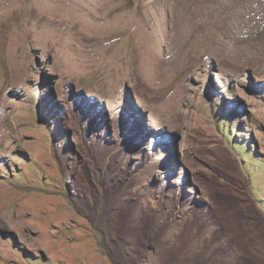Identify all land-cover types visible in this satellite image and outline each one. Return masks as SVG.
<instances>
[{
  "label": "rangeland",
  "instance_id": "1",
  "mask_svg": "<svg viewBox=\"0 0 264 264\" xmlns=\"http://www.w3.org/2000/svg\"><path fill=\"white\" fill-rule=\"evenodd\" d=\"M141 258L264 264V0H0V264Z\"/></svg>",
  "mask_w": 264,
  "mask_h": 264
},
{
  "label": "trees",
  "instance_id": "2",
  "mask_svg": "<svg viewBox=\"0 0 264 264\" xmlns=\"http://www.w3.org/2000/svg\"><path fill=\"white\" fill-rule=\"evenodd\" d=\"M104 140H106V138H100L99 139V137H96V138H94L93 142L97 143L95 145L98 146V147H100L101 145H103ZM112 146L115 147V144H113ZM123 152L127 153L128 151H127V149H125V150H123ZM153 153H154V151H151L150 152L151 155ZM66 156H64V157L66 158ZM126 159H129L130 160V156H128ZM140 161L141 162H138L137 163V166L136 165L134 166V171L135 172H137L140 169H142V167H140V166L144 165L142 163V160H140ZM116 169H118V164L115 163L114 165H112V168L110 169L111 171L109 170V172L112 173V172H114L113 170H116ZM119 170L121 171V169H118V171ZM126 174L127 175H125L123 178H119V177H115V174L112 173V177H111L110 183H109L111 185V187H110L111 194L114 193V192L124 193L126 191H130L132 185H134L136 182H135V180L129 178L128 172ZM167 174H168V178H171V176L174 174V171L169 170L167 172ZM165 176H167V175H165ZM149 177H150L149 175L148 176H145V179L142 180V184L145 182V180H146V182H148ZM155 185H156V183H155ZM153 186H154V183H153ZM157 186H158V189L160 191L166 192L167 195H169L170 193H171V196L178 195L177 193L179 192V190L175 189V186H173V185L171 186L170 184H167L166 182L165 183L164 182H159ZM154 189L155 188L153 187L150 190H154ZM179 193H181V192H179ZM179 198H180V201H179ZM168 199H169V197L165 195V199L164 200L165 201H169ZM189 201H191V200L189 199L188 194H184V191H183V193L180 194V197L178 196L177 197V200L172 201L170 204H172L173 202H175L176 205H178V207L179 206H182V205H185L186 206V204ZM170 204H168V205H170ZM154 254H155L154 251H152L151 253H148V255H149L148 257H152V256H154ZM153 263H154V261H152L149 258L148 259H142V258L140 259V264H153Z\"/></svg>",
  "mask_w": 264,
  "mask_h": 264
}]
</instances>
